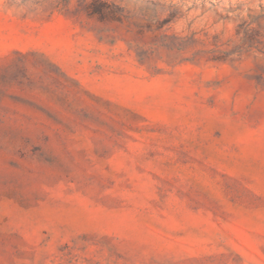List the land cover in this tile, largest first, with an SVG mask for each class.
Masks as SVG:
<instances>
[{
    "label": "rangeland",
    "instance_id": "rangeland-1",
    "mask_svg": "<svg viewBox=\"0 0 264 264\" xmlns=\"http://www.w3.org/2000/svg\"><path fill=\"white\" fill-rule=\"evenodd\" d=\"M0 264H264V0H0Z\"/></svg>",
    "mask_w": 264,
    "mask_h": 264
}]
</instances>
